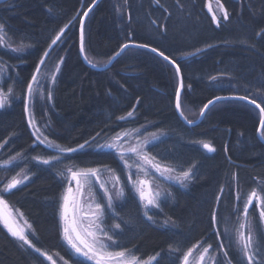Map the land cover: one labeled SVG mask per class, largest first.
<instances>
[{
	"label": "trees",
	"instance_id": "obj_1",
	"mask_svg": "<svg viewBox=\"0 0 264 264\" xmlns=\"http://www.w3.org/2000/svg\"><path fill=\"white\" fill-rule=\"evenodd\" d=\"M94 1L0 4V86L9 97L0 109V182L27 173L24 184L3 196L31 225L32 243L43 253L23 246L0 223V264H50L49 257L60 264H91L63 240L68 168L107 169L120 177L123 198L104 208L102 218L112 250L142 261L154 257L151 264H180L205 244L215 264H247L235 235L250 193L264 198L260 112L241 101L219 102L189 127L175 108L177 73L157 55L129 48L107 70L87 67L79 53V26ZM207 2L102 0L84 26L87 60L103 67L129 43L162 51L181 70V108L191 122L217 97L245 96L264 107V0H219L228 13L219 25ZM126 133L146 142L145 153L156 166L191 174L183 185L165 186L150 215L124 182L119 156L97 149ZM248 217L255 245L264 248V220L254 208Z\"/></svg>",
	"mask_w": 264,
	"mask_h": 264
},
{
	"label": "rangeland",
	"instance_id": "obj_2",
	"mask_svg": "<svg viewBox=\"0 0 264 264\" xmlns=\"http://www.w3.org/2000/svg\"><path fill=\"white\" fill-rule=\"evenodd\" d=\"M221 3L219 0H208L207 2V10L211 17H216L214 20L216 25H219L222 21H224V12L225 9H221ZM211 9V10H210ZM0 45L5 46L0 37ZM0 94H3L7 97L6 103L4 107L8 105V94L4 93L0 86ZM3 107V108H4ZM0 108V109H3ZM182 110V108H181ZM261 115V114H260ZM198 117V116H196ZM263 132V129H262ZM261 132V134H262ZM136 134H123L119 136V139L115 138L107 143L101 144L97 146L99 150L115 152L119 156V160L123 166L124 174V182L128 187H130L137 199L139 200L144 213L146 215H150L155 212L159 208V201L161 199L163 188L168 184L173 185H182L177 177H181V175L175 174L174 172H163L164 168H160L161 170H157V166L150 160L148 155L145 153V145L146 142H139L134 137ZM263 137V136H262ZM108 144H115L116 147L108 148ZM203 147V144H201ZM135 148L136 152H133L131 149ZM12 163H6L2 166H10ZM96 175H88V176H78L80 183L77 184V180L73 179V172H81L83 170H73L71 168L66 169L65 171V192L63 197V203L61 208V227H62V235L63 240L67 244V246L71 249V251L85 260L89 261L91 264H95V261L88 260L85 257L79 255L75 252V250L69 245L67 240L65 239V228L69 229V233L75 237L78 232L81 238L86 243H91L95 238L98 243L103 244L109 252H117L112 250L111 241L108 236L104 235V229L102 225V218L104 208H109L107 205L109 203V197H111V204L113 206L114 202H118L122 200L124 195V188L120 177L107 169H95ZM13 180L19 181L13 188H8V185L13 182ZM28 180L27 173L21 172L18 176L10 179H7L0 182V200L4 201V205H0V223L7 230V232L14 237L18 242H20L23 246L28 249L35 251V247L32 243L33 230L28 221L24 218V216L17 210H15L12 206H10L6 200L4 199V194L12 189H15L22 184H24ZM144 180L147 182V186L145 188L146 192L148 189L151 190L153 194L157 206L147 205L146 201H142L140 199V194L134 186L137 181ZM186 181V180H185ZM184 181V182H185ZM123 192V195H120V192ZM159 193L158 196L155 194ZM258 194V193H257ZM261 198V196L258 194ZM249 197V196H248ZM247 197V199H248ZM246 199V201H247ZM245 201V202H246ZM97 205H100V208L97 209ZM251 208H254L256 212L259 213L261 217V212L263 211V205L260 199L253 198L252 203L248 205L247 214L242 215L240 219V223L236 229V245L241 250L242 255L244 256V251L242 249V244L247 239L249 232L252 234V243L253 249H255V233L253 229V224L251 223L248 213ZM111 209V208H109ZM5 218L9 220L13 226L23 232V234L29 239L33 247H29L27 244H24L23 241L19 240L17 237L13 236L9 231L8 227L5 225ZM264 220V217H261ZM98 225V227H97ZM73 228L76 229L73 232ZM89 232H93L95 237L88 235ZM241 235L245 238V240H241ZM83 250L84 245L80 244L79 240L75 241ZM207 248V253L204 252V249ZM37 252V251H35ZM119 252V251H118ZM40 253V252H37ZM41 254V253H40ZM126 258L131 259L132 257L128 252H125ZM203 256V260H200V257ZM245 257V256H244ZM184 258V257H183ZM183 258L180 264H183ZM246 258V257H245ZM247 259V258H246ZM137 260V264H145V262H149L150 260ZM50 264H60V262L55 263L52 259L48 258ZM154 262V259L150 261V264ZM111 264H115V262H111ZM188 264H215V256L212 254L211 247H207L205 244H198L191 250V255L188 257Z\"/></svg>",
	"mask_w": 264,
	"mask_h": 264
},
{
	"label": "snow or ice",
	"instance_id": "obj_3",
	"mask_svg": "<svg viewBox=\"0 0 264 264\" xmlns=\"http://www.w3.org/2000/svg\"><path fill=\"white\" fill-rule=\"evenodd\" d=\"M221 9H223V5H219ZM211 10V9H210ZM85 15H87V13H85ZM213 19L215 20L216 17L213 16ZM224 19H228V13L225 11L224 12ZM4 31V26L0 25V32ZM56 39H59V36L56 37ZM53 43H55V40L53 41ZM137 47L140 48H147L149 47L146 44H139L136 45ZM23 47V45H22ZM128 45H124V48H127ZM18 49H13V51H17ZM152 52L157 53L159 56H162L164 60L169 61V63H174V61L170 60L169 57L167 55H165L162 51H158L156 48H151L150 49ZM81 51H84L83 48V31H81ZM121 51H123V48L121 49ZM119 54V53H118ZM117 54V55H118ZM45 55H47V53H45ZM87 59V57H85ZM40 63H43V60L40 61ZM89 63L92 64V61L89 60ZM93 67H95V64H92ZM37 73L39 72V67H37L36 69ZM176 72L179 74L180 72V68L177 66L176 67ZM32 82L35 83L36 82V76L34 75L32 77ZM27 91L29 94V97H31L32 93H33V88H32V84H28L27 87ZM9 92H11V89H9ZM6 99L7 97L4 96L3 94H0V108H3L5 103H6ZM217 99H222L220 97H217ZM236 99L239 100H246L247 97L245 96H241V97H236ZM209 104L213 103V101H209ZM249 104H255L256 108H258L260 110V114H261V120H260V125L261 128H264V107H261V104L256 103L255 99H251L248 100ZM208 105L205 104L204 105V109H207ZM176 108L179 110L181 108V101H180V91L178 90L176 92ZM27 110V109H26ZM129 116L132 115L131 112L128 113ZM181 115L183 116V112H181ZM201 116L204 115V111L202 110L200 113ZM124 117H120V119H123ZM189 123H192L191 121H189ZM154 139H156L157 137H153ZM117 139H119V137H117ZM59 147V146H57ZM81 147H83L81 145ZM108 148H114L116 147L115 144H108L107 145ZM203 147L206 148L209 152L214 151V148L211 147L210 144L208 143H203ZM133 152H136V149L133 148L131 149ZM60 151H74V149H63L61 148ZM54 159H59V157H55ZM42 163L44 164H49L50 161L49 160H43ZM157 170L160 171L161 169L159 168V166H157ZM171 169L168 168H164L163 172H170ZM88 175H96V170L95 169H87V170H83L81 172H73L72 176L73 179L77 180V184L80 183L79 179H77L78 176H88ZM190 171H185L182 173L181 177H177V179L180 181V183L183 185L185 180L190 179ZM19 183V181L13 180V182L11 184L8 185V188H13L16 186V184ZM137 189V191L140 194V199L142 201H146V206L147 205H152V206H157V202L153 196V194L151 193V190L148 189V191L146 192L145 188L147 186V182L144 180H140L137 181L136 184L134 185ZM120 195H123V192L121 191L119 193ZM156 196L159 195V193L155 194ZM253 198H257L261 200V203L264 204V198H260L257 194V192L255 190H253L247 201L245 202V214H247L248 211V205H250L252 203V199ZM0 205H4V201L0 200ZM109 208L112 207L111 204V197H109V203L107 205ZM97 209L100 208V205L96 206ZM261 217H264V211L261 212ZM149 219H151V217L149 216ZM5 225L8 227L9 231L12 233L13 236L17 237L19 240L23 241L24 244H27L29 247H33V245L31 244V242L29 241V239L23 234V232H21L20 230L16 229L12 223L9 222V220L7 218H5L4 220ZM98 227V225H97ZM116 228H119L120 225L117 224L115 225ZM73 232L76 231L75 228H73L72 230ZM88 235L95 237V234L93 232H89ZM65 239L67 240V242L69 243V245L75 250L76 253H78L79 255L85 257L88 260H93L95 261V264H111V262H115V264H137V260L135 257H132L131 259L126 258L125 252L121 251V252H109L107 250V248L101 244L98 243V241L94 238L93 241L91 243H86L80 236V234L77 232L75 237H73L70 233H69V229L65 228ZM110 239V237H109ZM79 240L80 244L84 245V249H87L86 251L83 250L75 241ZM241 240H245V238L243 237V235H241ZM210 247V246H209ZM253 243H252V234L251 231L249 232V235L247 237V239L245 240V242L242 244V249L244 251V256L247 258V264H264V248H262L259 244L255 245L256 250L252 251L253 249ZM35 251L39 252L40 249L36 248ZM208 249L205 248L204 252L207 253ZM43 255V253H41ZM191 255V250L184 256L183 258V264H188V257ZM225 255H227V253H225ZM257 255L261 256V261L257 262L255 260V257ZM49 259H51L49 257ZM154 259L150 258V261ZM200 260H203V256L200 257ZM149 262H145V264H150ZM65 264H67V261H65Z\"/></svg>",
	"mask_w": 264,
	"mask_h": 264
},
{
	"label": "water",
	"instance_id": "obj_4",
	"mask_svg": "<svg viewBox=\"0 0 264 264\" xmlns=\"http://www.w3.org/2000/svg\"><path fill=\"white\" fill-rule=\"evenodd\" d=\"M7 1H9V0H0V4L1 3H4V2H7ZM102 0H95L94 1V3L84 12V14H83V16H82V18H81V21H80V26H79V36H80V48H79V53H80V58H81V60L83 61V63L87 66V67H89V68H91V69H93V70H96V71H104V70H107L108 68H110L114 63H115V61H117L123 54H124V52L126 51V50H128L129 48H136V49H141V50H146V51H149V52H151V53H153V54H155V55H157L158 57H160L162 60H164L163 59V57L162 56H159L157 53H154V52H152L150 49V47H147V48H140V47H137L136 45H138V44H133V43H129V44H126V45H128V47L127 48H124V46L122 47L123 48V51H121V49L119 50V54L117 55H114V57H112L111 59H110V61L105 65V66H103V67H98V66H95V67H93L92 66V64H90L89 63V61L85 58L86 57V55H85V50L82 52L81 51V31H83V48H84V26H85V23H86V20H87V18H88V16L93 12V10L98 6V4L101 2ZM85 13H87V15H85ZM170 59V58H169ZM171 60V59H170ZM165 62H167L168 64H170L174 69H175V71H176V67L178 66L175 62L174 63H169V61H166V60H164ZM179 67V66H178ZM177 73V72H176ZM177 76H178V80H179V86H178V90L180 91V101H181V97H182V94H183V91H184V80H183V76H182V73H181V70H180V72H179V74L177 73ZM236 97H241V96H223V97H220V98H222V99H217V98H215V99H213V100H211V101H213V103H211V104H209V103H207V105H208V107H207V109H204L203 108V111H204V115L203 116H199V118L196 120V121H194V122H192V123H189V121L185 118V116L183 115H181V112H182V110H181V108L178 110L177 108H176V104H175V108H176V112H177V115H178V117L180 118V120L185 124V125H187V126H189V127H194V126H197L203 119H204V117L206 116V114H207V112L209 111V109L212 107V106H214L216 103H219V102H224V101H241V102H244V103H246V104H248V105H250V106H252V107H254V108H256V106H255V104H249L248 103V100H250V99H246V100H239V99H236ZM259 112H260V110L258 109V108H256ZM262 118V117H261ZM262 129L263 128H261V125H259V128H258V131H257V136H258V139L264 144V138L262 137V134H261V132H262Z\"/></svg>",
	"mask_w": 264,
	"mask_h": 264
}]
</instances>
